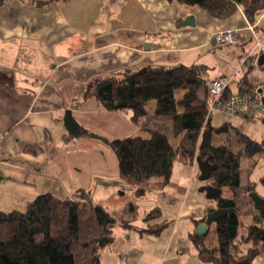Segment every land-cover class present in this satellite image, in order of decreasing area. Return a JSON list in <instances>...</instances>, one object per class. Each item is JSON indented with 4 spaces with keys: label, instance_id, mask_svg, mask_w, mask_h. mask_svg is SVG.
Here are the masks:
<instances>
[{
    "label": "crops",
    "instance_id": "1",
    "mask_svg": "<svg viewBox=\"0 0 264 264\" xmlns=\"http://www.w3.org/2000/svg\"><path fill=\"white\" fill-rule=\"evenodd\" d=\"M188 16H194L193 25L182 24ZM250 24L264 38V11L251 21L241 4L220 18L177 0H0V210L23 211L39 194L66 199L83 188L112 213L125 212L130 201L137 205L136 227L115 226L101 250L103 264H213L201 258L192 236L200 225L196 219L218 207L215 187L210 177L201 178L197 159L175 162L173 179L182 188L150 189L137 197L135 187L121 178L117 155L105 139L135 134L140 126L130 110H109L86 91L96 77L149 64H204L200 96L218 76L231 77L233 92L249 91L264 80V63L242 65L255 45ZM223 29H239L238 40L214 41ZM219 59V74L207 79L208 68ZM68 116L98 136L72 133ZM211 117L216 125L233 126L223 136L229 144L237 131L264 139V116L254 108L229 121L219 110ZM147 126L173 135L170 116L151 114ZM246 158L241 182L253 183L264 195V173L259 182L257 161ZM239 204L242 211H257L249 193ZM154 206L162 215L152 223L168 221L159 234L139 228L148 224L143 216ZM252 264H264V251Z\"/></svg>",
    "mask_w": 264,
    "mask_h": 264
},
{
    "label": "trees",
    "instance_id": "2",
    "mask_svg": "<svg viewBox=\"0 0 264 264\" xmlns=\"http://www.w3.org/2000/svg\"><path fill=\"white\" fill-rule=\"evenodd\" d=\"M177 1L199 5L220 18L234 13L238 4L251 21L264 11V0ZM206 71L204 64L143 65L96 77L86 92L109 110H130L132 120L140 126L135 134L105 139L117 155L121 178L135 187L137 197L145 196L150 189L182 188L173 179L177 159L192 163L198 156H210L216 164L210 181L221 189L216 209L226 211L211 221L203 234L193 233V240L207 262L252 264L264 251V215L259 209L247 212L240 207L239 198L255 190L253 183L242 184L241 167L245 157L254 159L264 154V139L256 140L237 131L243 147L234 150L227 143L223 136L233 126L227 122L214 124L209 89L204 96L199 94L206 85ZM239 91L244 90L241 87ZM232 93L228 87L222 98L226 100ZM151 114L170 116L173 135L148 127ZM136 212L137 205L130 201L125 212L112 213L95 203L92 194L83 188L66 199L50 192L39 194L27 202L23 211L0 210V264H103V244L112 239L118 224L136 227ZM161 215L159 206L148 210L143 216L148 224L140 230L159 234L168 221L152 220ZM205 218L196 219V223Z\"/></svg>",
    "mask_w": 264,
    "mask_h": 264
},
{
    "label": "built area",
    "instance_id": "3",
    "mask_svg": "<svg viewBox=\"0 0 264 264\" xmlns=\"http://www.w3.org/2000/svg\"><path fill=\"white\" fill-rule=\"evenodd\" d=\"M248 28L251 30L255 39L254 47L248 51L242 61V65L247 67L249 64L259 67V55L263 50L264 38L256 31L254 25L250 24ZM216 41L220 45L234 43L239 38V29H223L217 31ZM231 77L218 76L213 78L209 83V111L216 110L225 113L226 119L229 121L234 115H246L250 113V109L264 112V80L257 82L251 91L233 92L228 99L222 98L223 92L230 85Z\"/></svg>",
    "mask_w": 264,
    "mask_h": 264
},
{
    "label": "water",
    "instance_id": "4",
    "mask_svg": "<svg viewBox=\"0 0 264 264\" xmlns=\"http://www.w3.org/2000/svg\"><path fill=\"white\" fill-rule=\"evenodd\" d=\"M195 23V18L194 16H188L185 20H183L182 24H191L193 25ZM216 40V37L214 38V41ZM259 62L264 63V53L260 54L259 56ZM66 124L72 133L79 135V136H92V137H97L98 135L84 127H82L77 121H75L71 116H68L66 119ZM197 161L201 167V178L202 179H208L211 176V173L213 169L216 167V164L212 163L210 161V156L207 158H202L201 156L197 157ZM221 189L215 187L214 189V197L218 198L220 195ZM249 195L253 197L254 200V206L255 208L261 210L262 214L264 215V196L260 195L256 190H252L249 192ZM226 210L223 209H216L214 211H211L207 213V216L205 220L200 223L198 228L196 229V233L198 234H203L208 228L211 223V221L216 220L219 215H221L223 212Z\"/></svg>",
    "mask_w": 264,
    "mask_h": 264
},
{
    "label": "rangeland",
    "instance_id": "5",
    "mask_svg": "<svg viewBox=\"0 0 264 264\" xmlns=\"http://www.w3.org/2000/svg\"><path fill=\"white\" fill-rule=\"evenodd\" d=\"M217 59V58H216ZM221 59H219L216 63H215V66L214 67H210V68H208V72H207V74H206V78L207 79H210V78H212V77H214L216 74H219L218 72V70H219V68H220V66H221ZM151 105H154V102H152L151 103ZM261 115H263L264 116V112H262L261 111ZM261 123L263 124L264 122H262L261 121ZM236 140H234V143H233V141L231 142V146L235 149V150H238L239 148H241V145L238 143V138H237V135L236 134H233L232 135ZM236 143H238L237 145H234V144H236ZM235 146V147H234ZM257 159V163H256V167L254 168V174H255V176H256V178H257V180L259 181V182H261V177H260V175L262 174V173H264V154H262L261 156H259L258 158H254V160H256ZM252 160V162L254 161L253 159H251V158H246L245 159V162H250ZM246 166V165H245ZM177 166L175 165V169H178V167L176 168ZM250 168V167H249ZM211 232H213L214 231V227L212 226L211 227V230H210Z\"/></svg>",
    "mask_w": 264,
    "mask_h": 264
}]
</instances>
